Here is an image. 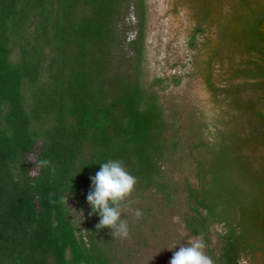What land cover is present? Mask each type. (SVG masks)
Segmentation results:
<instances>
[{
    "label": "trees",
    "instance_id": "16d2710c",
    "mask_svg": "<svg viewBox=\"0 0 264 264\" xmlns=\"http://www.w3.org/2000/svg\"><path fill=\"white\" fill-rule=\"evenodd\" d=\"M130 12L138 20L131 38ZM145 23V0H0V264H113L111 231L96 229L86 202L89 177L109 160L137 178L131 194L171 197L162 172L170 125L158 92L180 77L143 82ZM256 120L253 138L264 146V114ZM213 141L200 189L187 188L185 226L203 235L214 264H240L264 254V163L240 171L231 152L245 141L232 150L225 139L213 167ZM32 154L54 170L30 175ZM212 224L223 228L218 251Z\"/></svg>",
    "mask_w": 264,
    "mask_h": 264
},
{
    "label": "rangeland",
    "instance_id": "374dc122",
    "mask_svg": "<svg viewBox=\"0 0 264 264\" xmlns=\"http://www.w3.org/2000/svg\"><path fill=\"white\" fill-rule=\"evenodd\" d=\"M145 3L143 82L148 85L158 77H180L178 85L170 84L158 92L170 125L167 131L170 154L162 161V172L171 197L165 191L152 189L127 197L121 218L128 223L129 236L121 239L109 235L107 249L113 264H168L173 252L189 241L192 236L185 219L192 215V210L187 188L200 189L201 170L207 169L206 143L214 139L209 150L213 167L221 163L219 151L225 139L232 150L239 138L245 141L243 147L231 152L240 171L243 168L249 173L264 163V146L253 138L256 111L264 114V81L254 86L252 80L239 74L250 67L251 61L249 48L236 25L239 1L145 0ZM204 16L206 21L202 20ZM126 26L128 37H134L138 20L132 12L126 18ZM235 99L241 103L240 108ZM174 140L177 145L173 150ZM29 159L34 161L35 154L29 155ZM136 209L143 213L140 218L134 215ZM210 230V246L218 251L221 246L218 233L223 228L212 224ZM240 264H264V255L257 254L253 260L242 258Z\"/></svg>",
    "mask_w": 264,
    "mask_h": 264
},
{
    "label": "clouds",
    "instance_id": "9594fccd",
    "mask_svg": "<svg viewBox=\"0 0 264 264\" xmlns=\"http://www.w3.org/2000/svg\"><path fill=\"white\" fill-rule=\"evenodd\" d=\"M33 162V161H32ZM34 168L29 172L35 176L38 170L54 165L47 159L33 162ZM90 190L86 196V202L90 206L89 216L96 214L99 222L96 229L108 228L112 237L126 239L129 236V227L126 219L121 218L123 203L131 195L137 184V178L130 174L119 160H109L100 164L99 171L89 177ZM68 192L61 197V202L67 205ZM55 203V201H50ZM78 213L84 218L83 209ZM134 215L140 218L143 213L136 209ZM174 248V247H173ZM206 244L202 234L192 236L185 245H181L178 251H174L168 264H214L213 259L205 252ZM172 249V248H171ZM169 249V250H171Z\"/></svg>",
    "mask_w": 264,
    "mask_h": 264
},
{
    "label": "flooded vegetation",
    "instance_id": "af4514ba",
    "mask_svg": "<svg viewBox=\"0 0 264 264\" xmlns=\"http://www.w3.org/2000/svg\"><path fill=\"white\" fill-rule=\"evenodd\" d=\"M238 1L241 8L235 18L236 25L251 53L250 67L239 74L247 80H252L256 86L260 81H264V0L262 3L257 0ZM250 260H253L252 257Z\"/></svg>",
    "mask_w": 264,
    "mask_h": 264
}]
</instances>
